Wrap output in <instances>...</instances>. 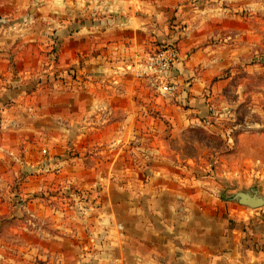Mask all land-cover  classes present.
<instances>
[{
    "label": "rangeland",
    "instance_id": "obj_1",
    "mask_svg": "<svg viewBox=\"0 0 264 264\" xmlns=\"http://www.w3.org/2000/svg\"><path fill=\"white\" fill-rule=\"evenodd\" d=\"M172 1L177 12L185 1V12L197 19L180 26L171 20L169 30L179 34L177 39H157L152 48L135 51V62L116 68V74L139 80L155 99L171 102L172 96L161 95L158 83L145 71L149 55L167 45L178 54L181 41L193 40L200 18L216 24L212 21L224 13L236 16V23L228 26L232 39L225 43L237 51L230 53L236 58L240 52V60L215 69L211 85L219 81L226 85L215 94L210 91V111L202 125L188 126L184 134L173 137L172 122L161 111L149 110L141 121L143 138L128 139L127 147L114 135L110 142L97 132L95 153L63 150L55 157L69 163L62 175L52 171L55 166L44 171V166L26 165L24 160H36L34 153H42L40 148L27 149L22 143L9 151L0 144V164L2 160L16 164L14 178L0 180V264H188L183 238L198 240L194 225L205 219L197 205L205 209L214 205L220 218L209 228L207 241L202 240L209 248L221 245L224 237L226 246L220 251L231 255L234 238L241 234L238 251L247 246L250 253H264V206L250 209L229 200L252 189L264 196V0ZM16 2L0 4V24H5L2 15L13 9L25 14L38 8L33 4V11H28L23 0ZM220 40L218 34L207 38L215 50ZM58 55L53 50L48 57L57 60ZM53 76L54 81L61 80ZM78 158L85 159L79 173L69 162ZM30 183L34 190L26 194Z\"/></svg>",
    "mask_w": 264,
    "mask_h": 264
},
{
    "label": "crops",
    "instance_id": "obj_2",
    "mask_svg": "<svg viewBox=\"0 0 264 264\" xmlns=\"http://www.w3.org/2000/svg\"><path fill=\"white\" fill-rule=\"evenodd\" d=\"M23 3L28 5V11L33 4L38 8L35 13L25 14L13 9V14L2 15L6 17L5 24H0V144L9 151L22 143L27 149L40 148L42 153L38 150L34 153L36 160L24 162L29 166L41 165L42 169L44 166V171L55 166L52 171L64 174L69 163L55 157L69 147L80 153H95L97 132L104 133L103 140L107 138L110 142L114 135L115 140L127 147L128 139L138 140L142 136L141 121L149 110L161 111L172 122L173 137L188 126L202 125L210 111L207 96L211 90L215 94L226 85V81L211 85L215 69L229 68L240 60V52L236 58L230 54L236 50L230 51V45L225 43L232 39L228 26L236 23V16L224 13L212 21L216 24L200 18L203 22L194 27L193 40L180 42L178 57L169 74L178 92L171 102H161L148 94L139 80L116 74V68L133 64L135 51L152 48L157 39L163 42L177 39L179 34L169 30L170 21L180 26L197 19L187 15L183 8L185 1L178 12L172 0H23ZM0 4L17 2L0 0ZM214 34L221 38L216 50L207 42ZM53 50L59 54L57 60L48 57ZM53 75L61 80L54 81ZM25 133L29 135L27 140L23 139ZM83 159L69 161L77 173L85 166ZM15 169L14 160H2L0 180L13 179ZM29 179L31 183L35 180ZM40 181L42 188L47 189L44 180ZM31 183L27 184L26 194L34 190ZM197 208L203 211L205 219L195 222L198 240L191 236L190 241L183 238L189 249L183 253L186 263L205 260L217 264L229 259L234 264H264L263 252L250 253L247 246L238 251V245L241 246L238 242H243L244 237L241 234L234 238L231 255L220 251L226 246L224 237L221 245L209 248L202 240H206L209 228H214L220 218L215 216L214 205ZM171 227L167 225L168 230Z\"/></svg>",
    "mask_w": 264,
    "mask_h": 264
},
{
    "label": "built area",
    "instance_id": "obj_3",
    "mask_svg": "<svg viewBox=\"0 0 264 264\" xmlns=\"http://www.w3.org/2000/svg\"><path fill=\"white\" fill-rule=\"evenodd\" d=\"M177 57L176 49L167 45L149 55L147 65L144 67L146 73L148 72L158 83V90L163 96H173L178 89L177 85L169 78Z\"/></svg>",
    "mask_w": 264,
    "mask_h": 264
},
{
    "label": "water",
    "instance_id": "obj_4",
    "mask_svg": "<svg viewBox=\"0 0 264 264\" xmlns=\"http://www.w3.org/2000/svg\"><path fill=\"white\" fill-rule=\"evenodd\" d=\"M229 200L250 209H258L264 206V196L258 190L253 189L250 192H237Z\"/></svg>",
    "mask_w": 264,
    "mask_h": 264
}]
</instances>
